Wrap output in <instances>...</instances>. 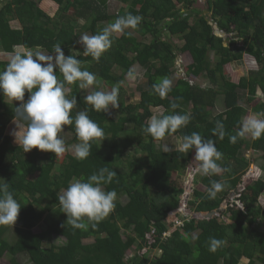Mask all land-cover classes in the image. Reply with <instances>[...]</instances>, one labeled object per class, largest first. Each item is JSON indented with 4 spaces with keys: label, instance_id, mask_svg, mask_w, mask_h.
<instances>
[{
    "label": "trees",
    "instance_id": "obj_1",
    "mask_svg": "<svg viewBox=\"0 0 264 264\" xmlns=\"http://www.w3.org/2000/svg\"><path fill=\"white\" fill-rule=\"evenodd\" d=\"M43 1L0 0V53L52 54L59 43L65 56H76L83 69L97 76L100 86H70L69 98L77 100L71 115L87 109L90 119L105 135L102 142L92 143L91 154L82 161L67 155L57 163L36 148L24 153L22 147L5 139L19 102L12 103L0 95V179L9 184L21 205L15 223L0 226V258L11 250L10 264H99L100 260L104 264H264V226L261 230L254 228L257 221L253 218L259 208L251 196L256 181L248 180L239 193L242 209L228 201L220 213L224 219H190L182 228H173V212L184 194L180 183L189 167L195 165L194 151L185 154L174 149L165 153L162 148L171 141L176 145L180 136L198 132L214 140L222 153L217 161L220 173L194 174L193 185L201 181L206 186L203 190L191 188L187 207L192 212L218 210L241 182L249 167L243 156L247 140L244 137L230 143L229 137L236 133L249 109L264 114V0H206L209 18L192 8L195 0H59L53 15L42 8ZM113 1L121 2L126 11L114 14L110 10ZM189 11L191 15L181 18ZM128 13L143 18L137 36L114 34L111 47L98 62L83 55L79 36L94 35L103 25ZM11 23H17L19 28H13ZM213 26L227 38L216 36ZM233 34L236 36L230 39ZM174 38L182 44L178 52L188 53L191 58L186 76L203 78L206 86L176 78L167 97L160 98L152 92V85L165 77L174 78ZM243 56L256 66L247 69L246 90L241 92L242 88L222 70L227 65L243 66ZM7 62L0 61V70ZM135 63L144 70L146 83L138 87L139 101L130 104L125 102L122 84ZM101 85L109 91L114 86L119 89V107L113 109L114 116L93 111L85 102V97L100 90ZM173 101L180 105L174 111L191 115L189 124L162 141L146 137L142 127L153 116L152 108L160 107L162 113L168 114L173 111ZM218 103L222 109L215 114ZM217 121L224 125L223 139L212 133ZM10 127L13 135L16 130ZM64 131L70 135L66 147L78 143L73 125L65 126ZM248 141L251 151L264 158V135ZM101 167L117 173L106 186V190L117 193L115 208L95 228L74 229L58 205V194L50 196L47 192L59 183L63 190L74 179L87 178ZM212 181L223 185L215 198L207 194ZM36 227L38 234L33 232ZM167 230L170 236L163 239L162 233ZM54 237L65 242L55 244ZM212 237L224 241L214 253L208 250ZM87 239L93 242L83 243ZM150 240L152 252L160 251L161 256L148 260L147 251L142 257L135 253L134 258L126 260L128 250H142Z\"/></svg>",
    "mask_w": 264,
    "mask_h": 264
},
{
    "label": "clouds",
    "instance_id": "obj_2",
    "mask_svg": "<svg viewBox=\"0 0 264 264\" xmlns=\"http://www.w3.org/2000/svg\"><path fill=\"white\" fill-rule=\"evenodd\" d=\"M142 19L139 15L128 13L118 16L114 22L107 24L94 35L79 36L78 43L83 47V55L98 62L111 47L114 34L131 37L132 31L128 30L137 29ZM128 75L135 78L132 72ZM172 83L171 79L162 78L152 85V92L160 98H166L172 90ZM72 85H78L80 89L93 86L99 88L100 81L94 73L82 68L81 60L76 56H65L59 43L54 46V54L16 52L10 56L6 67L0 70V95L7 97L12 103L19 102L15 107L14 116L18 131L13 135L24 153L36 148L52 152L56 157L62 156L67 148L60 133L68 125L74 126L78 140V143L73 145V155L78 161L88 158L93 142L104 140V130L90 119L87 109L77 112L74 117L71 115V110L77 104L75 97L69 98ZM25 93H28L27 100ZM118 95L119 89L115 86L110 91L95 90L85 97V102L93 111L108 112L109 108L119 107ZM179 107L180 105L173 101L170 103L173 111L151 116L142 127L143 134L155 141H162L166 136H172L182 127H186L191 115L174 111ZM261 117H264V114L243 119L236 133L229 137V142L236 143L238 139L246 136L253 140L259 139L264 135V118ZM17 121H20L19 125ZM212 133L220 139L224 138V125L221 121L216 122ZM162 148L165 153L171 150L168 145H162ZM176 150L185 154L194 151L193 159L197 162L195 171L200 175L212 176L221 170L217 161L222 158V153L215 147V141L205 139L198 132L178 137ZM116 175L114 170L101 167L87 178L74 179L59 193L58 205L65 214L68 225L86 231L90 226L95 228L114 210L117 193L115 190H106V186ZM222 187L219 181H212L208 197L215 198ZM234 196V200L227 196L225 201L235 202L239 194ZM20 208V203L9 190V184L0 179V226H12L17 220ZM223 243V240L212 237L209 239L208 250L214 253ZM147 251L148 260H152V249Z\"/></svg>",
    "mask_w": 264,
    "mask_h": 264
},
{
    "label": "rangeland",
    "instance_id": "obj_3",
    "mask_svg": "<svg viewBox=\"0 0 264 264\" xmlns=\"http://www.w3.org/2000/svg\"><path fill=\"white\" fill-rule=\"evenodd\" d=\"M58 2H59V0H47V2L44 5V8H47V10L46 9H44V10L46 12H48L50 15H53L54 11L56 10V7L58 5ZM195 2H196V0H195ZM204 2H205V0H204ZM42 8H43V6H42ZM205 9H206V6H205ZM110 10L112 12H114V14H116L117 12H122L123 10L126 11V6H124L121 2L113 1V2L110 3ZM11 26L13 28H19V25L17 23H11ZM105 26L106 25H103L102 27H100L98 29V32ZM213 27L215 28V26H213ZM244 28H246V26ZM139 29L140 28L138 27L135 30L129 29L128 31H132V34L137 36V33L139 32ZM115 36L119 37L120 35L119 34H115ZM218 36H223V35L219 33ZM233 36H236V34H233L229 38L231 39V38H233ZM238 40H240V39H238ZM181 45H182L181 42L177 38L173 39V46H175V48H176L175 52H176L177 58H176V61H175V67L176 68H175V73H174V76H173L174 78L171 79L172 82H173L172 85L175 83L176 78L184 77V78H186L185 80L189 81L193 85H200L202 87H205L206 83H205V80L203 78H193V77L186 76L185 72H186L187 66L191 63V58H190V55L188 53L178 52V49L181 47ZM39 53L45 54V55L50 54V53H46L45 51H41ZM71 53H74V52L71 51ZM52 54H54V53H52ZM9 59H10V55L8 56V55H6L4 53H0V61H5V60H9ZM242 61H243L244 64L241 67L238 66V67L235 68V67H231L230 65H227L222 70V74H224L225 76L229 77V79H231L232 82H235L238 85V87L242 88L241 92L246 90V86H247L246 85V82H247L246 80H247V74H248L247 73V69L254 68L256 66L254 61L253 60L251 61L246 56H243ZM129 72H132L135 78H130L129 75H128ZM129 72L125 75V79H124V82L122 84V87H123L124 91L126 92L125 102L132 104V103H135V102L139 101L140 93H139L138 87L139 86L144 87V85L146 83V80L144 78V70L139 65H137L136 63L130 66ZM102 85H104V84L102 83ZM102 85H101L100 90L109 91L108 87L102 86ZM221 109H222V105L218 103V106L214 110V113L215 114L219 113L221 111ZM151 111H152V115H158V114L162 113V109L160 107L152 108ZM112 112H113V109L109 108L107 114H110V115L114 116V114H112ZM251 115H255V114L248 113L247 117L251 116ZM17 124L19 125L20 123L17 121ZM10 126L14 127L15 128L14 130L18 131V128L16 126L15 121L11 122V124L8 126V128H10V130H8V128H7V131H6V134H5V139L7 141H9L10 143H12L13 145H18L16 143V141H15L14 136L11 135V133H10V132H13V129ZM60 136L64 139L65 142L69 141V139H70V135L67 132H65V131L61 132ZM66 148H67V151L62 156L56 157L55 154L52 153V152H46L45 156H46L47 159H54V160L56 159L57 163H61L63 161V159L67 155H70V156L74 157V155H73V145L72 146H68ZM169 148L171 149L170 151L176 149V145L173 144V141H171V143L169 142ZM243 152L245 153L246 151H243ZM193 157H194V154H193ZM255 157L257 158V162L258 161L260 162L262 160L259 157V155H255ZM193 164H195V165H192L191 167H189V169L187 171L186 178L184 180H181L180 185L183 187V189H184L185 186H187L188 179L190 178L189 176H190L191 172L195 171L197 163L194 161ZM247 172H250L249 169L247 170ZM194 174H197V172L195 171ZM192 180L193 179H191V182H190V184L192 185L191 186L192 189L197 188L199 190H203L204 187L206 186L204 183L202 184L201 181H199V183L197 185H193ZM60 185H61V183H59L58 186H56L54 190L48 191L47 193L50 196H52L55 193L59 195V193L62 191ZM231 196H232V193H230V195L228 194V198H230ZM189 198H190V195L188 196V199ZM188 199H187V201H188ZM125 201H126V198L121 199V202L124 203ZM174 216H176L175 218H177V214H174ZM215 217L220 218V219H224V217L223 218L221 216L218 217V213L215 216H213L212 218H215ZM175 218L173 219V221L175 220ZM33 232L35 234H38L40 232V230L36 227V228H33ZM53 241L55 242V244H63L65 242L64 239H62L60 237H54ZM91 242H93V239H89V240H84L83 241V243H91ZM151 245H152V241L151 240L147 241L145 243V245H143V249L142 250H136V251L132 250V251L126 252L124 256H125L127 261H129L130 259L134 258L135 253L139 254L138 257H142L143 254H145L147 252V250L151 249ZM12 256H13V254H12L11 250H9L6 255H4L3 257L0 258V264H10V259L12 258ZM159 256H161V252L160 251H154L153 250V252L150 254L151 258L152 257H159ZM145 261H147V260H145ZM99 264H104V263H103V261L100 260Z\"/></svg>",
    "mask_w": 264,
    "mask_h": 264
},
{
    "label": "crops",
    "instance_id": "obj_4",
    "mask_svg": "<svg viewBox=\"0 0 264 264\" xmlns=\"http://www.w3.org/2000/svg\"><path fill=\"white\" fill-rule=\"evenodd\" d=\"M46 2H47V0H44L42 2V5L41 6H43V9H46L47 10V8H44V5H45ZM205 2H206V0H205ZM206 10H207V8H206ZM209 17H210V13H209V16L206 17V18H209ZM215 29H217L216 26H215V28L213 27L214 34H215V31L218 30V29L217 30H215ZM218 32L220 34H222L223 37L218 36V35L215 34L216 36L221 37V38H227V35L226 34L222 33L219 30H218ZM251 106H253V104ZM248 113H250V114L253 113L255 115L258 114V113H254L252 110L249 109L247 111L245 117H247ZM245 117H244V119H245ZM261 118H264V117H261ZM245 139L247 140L248 147L245 148V151L246 152L243 154V156L245 157L246 160L249 161V167H248V169L250 171V172H246V173L250 175V176H248L249 177L248 178L249 180L253 179V180L256 181V185L253 188V190L251 191V196H253V198L256 199L257 202H258V204H259V208L255 211V214L253 216V218L257 221V224H256V226L254 228H256L257 230H261L263 228V226H264V158H262V156L260 155V153L251 151V149L249 148V141L248 140L251 139V137L246 136ZM255 155H259V157L262 160L260 162L259 161L257 162V158L255 157ZM224 202H226V201L224 200L223 203ZM231 203L236 204V206L238 208L242 209V205L238 201V199L235 200V202H231ZM226 207H227V202H226ZM226 207L224 209H222V210H219L221 208V206H220V208L218 209L219 210L218 211V217L220 216V213L223 212L226 209ZM167 231H169V230H167ZM87 240H89V239H87ZM132 250H128V252L129 251H132Z\"/></svg>",
    "mask_w": 264,
    "mask_h": 264
},
{
    "label": "water",
    "instance_id": "obj_5",
    "mask_svg": "<svg viewBox=\"0 0 264 264\" xmlns=\"http://www.w3.org/2000/svg\"><path fill=\"white\" fill-rule=\"evenodd\" d=\"M205 6H206V2H204V0H196L195 4L192 6V8L194 9H197L201 12V16H204V17H208L209 16V12L205 9ZM192 12L189 11V12H185L182 14L181 18H184L186 16H189L191 15ZM217 30V29H215ZM215 34L218 35L219 32L218 30L215 31ZM223 37V36H221ZM193 174H194V171L191 172L190 174V178L188 179V183H187V186L184 187V194L182 195V200L180 202V207H183L184 208V212L187 216H190L192 217L193 219H196V220H211L213 216H215L219 210H222L226 207V202L222 203L221 205V208L217 211H214V212H211V213H198V212H192L190 209H188L186 203H187V199H188V196L190 195L191 193V179L193 178ZM248 176H250L249 174L245 175L240 184L236 187V189L233 191V194L234 195H238L240 192L243 191L245 185H246V182L248 180ZM190 180V181H189ZM231 196L230 199L231 200H234L236 197L235 196ZM216 213V214H215ZM176 214V212L174 211L173 212V215Z\"/></svg>",
    "mask_w": 264,
    "mask_h": 264
},
{
    "label": "built area",
    "instance_id": "obj_6",
    "mask_svg": "<svg viewBox=\"0 0 264 264\" xmlns=\"http://www.w3.org/2000/svg\"><path fill=\"white\" fill-rule=\"evenodd\" d=\"M175 212L176 214H180L181 218H175V220L173 221V228H182L184 223L189 221L191 218L185 214L183 207L179 206V208ZM169 236H170L169 231H165L164 233H162L163 239H166Z\"/></svg>",
    "mask_w": 264,
    "mask_h": 264
},
{
    "label": "flooded vegetation",
    "instance_id": "obj_7",
    "mask_svg": "<svg viewBox=\"0 0 264 264\" xmlns=\"http://www.w3.org/2000/svg\"><path fill=\"white\" fill-rule=\"evenodd\" d=\"M194 5V4H193ZM194 9V8H193ZM197 10V9H196Z\"/></svg>",
    "mask_w": 264,
    "mask_h": 264
}]
</instances>
